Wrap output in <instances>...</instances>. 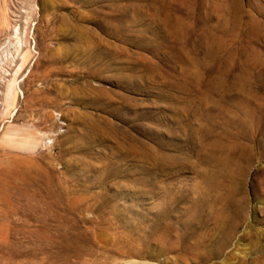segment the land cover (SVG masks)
<instances>
[{"label": "rangeland", "instance_id": "1", "mask_svg": "<svg viewBox=\"0 0 264 264\" xmlns=\"http://www.w3.org/2000/svg\"><path fill=\"white\" fill-rule=\"evenodd\" d=\"M0 264H264V0H0Z\"/></svg>", "mask_w": 264, "mask_h": 264}, {"label": "bare ground", "instance_id": "2", "mask_svg": "<svg viewBox=\"0 0 264 264\" xmlns=\"http://www.w3.org/2000/svg\"><path fill=\"white\" fill-rule=\"evenodd\" d=\"M229 236V235H228Z\"/></svg>", "mask_w": 264, "mask_h": 264}]
</instances>
